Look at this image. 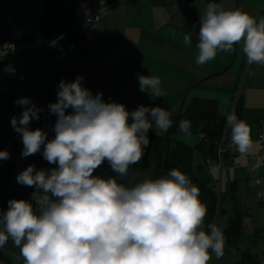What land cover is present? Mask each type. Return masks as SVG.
I'll list each match as a JSON object with an SVG mask.
<instances>
[{
    "label": "clouds",
    "instance_id": "clouds-1",
    "mask_svg": "<svg viewBox=\"0 0 264 264\" xmlns=\"http://www.w3.org/2000/svg\"><path fill=\"white\" fill-rule=\"evenodd\" d=\"M199 23L198 65L214 60L218 52H233L234 45H242L249 65H264V18L257 21L247 12L210 2ZM183 41L191 46V34ZM4 71L14 74L15 69ZM83 80L78 76L59 83L58 100L48 105L57 117L51 140L43 130L28 127L43 109L27 97L16 101L24 110L11 126L22 136V156L43 146V158L57 167L28 166L18 174L19 184L36 189L34 204L13 199L6 212L0 211V248L11 239L24 264H209L213 254L221 258L224 233L214 224L205 230L208 208L185 173L172 169L155 179H117L129 177L130 168L143 159L153 121L164 132L172 127L170 113L143 105L130 112L123 104L105 102L102 92L94 95ZM138 80L141 92L163 97L158 76ZM67 109L72 112L66 114ZM226 122L238 152L253 153L250 125L234 112ZM178 128L192 135L190 120L179 121ZM9 156L0 151V160ZM105 162L117 177L94 175ZM262 164L264 159H258L250 171Z\"/></svg>",
    "mask_w": 264,
    "mask_h": 264
},
{
    "label": "crops",
    "instance_id": "crops-1",
    "mask_svg": "<svg viewBox=\"0 0 264 264\" xmlns=\"http://www.w3.org/2000/svg\"><path fill=\"white\" fill-rule=\"evenodd\" d=\"M142 1L145 4H148L147 2L151 3V0ZM152 1L158 7L155 6L149 11L150 13L146 15L149 16L148 19L144 16L148 11H146L143 6H138L133 11L129 10L125 15V19L117 18L113 13L109 14L104 20L107 32L119 35L120 32L126 34V32L133 27L140 28L141 30L145 29V31H147L146 29L151 28L146 25H156L161 26V28L162 26H165L166 29H168V33L177 35V32H179L186 35V32L183 29L186 19L192 14H204L205 0H179L178 2L176 0H171L173 2V6L171 7L167 6L169 5V0H163V3L161 0ZM131 2L132 0H115L114 2L107 4L104 2V4L108 6L107 9L112 10L114 8L119 9L121 8L120 6H127L128 3ZM222 4H224V7L226 8V0L225 3L224 0H222ZM126 8L133 9L129 7ZM263 8V4L259 5L258 10L256 11ZM251 9L255 10L254 3L252 2L251 4L249 0H244V5L240 10L250 14ZM9 20L11 19H8V22ZM11 21H15V23L13 22L14 24L19 23V21L13 19ZM97 29L98 26L96 27V30ZM153 29L156 28L153 27ZM6 33L7 31L4 29L2 35H0V40H3L6 37ZM150 37L153 38L151 35ZM150 37L148 36V39L132 43L143 45L145 47L151 45L156 49L165 48L163 43L157 39L154 40L159 41V45H153ZM167 40L171 51L174 45L179 50V45L184 43L183 41L175 40L174 35H168ZM119 44L123 49L130 48L127 42H119ZM88 45H90L87 46L89 50L94 51L98 48V44L96 43ZM234 46L237 48L239 47V45ZM76 54L78 55V52ZM76 54L74 55L76 56ZM197 55L198 49L192 42V45L188 46V50L184 51V55L180 58H176V62H180V65L176 64L178 76L172 69V66L168 67L169 72L174 79H178L177 77H179L180 80L178 79L177 83L179 84V87L184 90L183 94H185L187 90L189 91L188 94L192 91L195 92V94H198V92H201L203 95L216 94L211 97L217 99L219 107H221V105L224 106L225 103L228 102V99H232L236 96L231 111L234 110L237 99L241 97L244 108L242 120L250 125L252 139L255 143L253 153L247 156H242L238 152L236 146L232 143L231 128L229 126V131L223 143V153L219 155L218 159L213 161H203V159L197 157L196 164L197 166H202V169L211 177L213 184H215V190L220 197V209L226 213L225 215L219 214L221 217H224L221 221H225L226 223L228 215L238 209L243 214V236L251 237L253 241L258 243L261 238V233H263L262 229H264V226H262V220L264 219V198H258L257 192L259 190L264 191V187H257L254 184V180L257 178L263 179L264 170L260 167L257 171L252 172L250 169L258 160L259 155L264 156V141L260 140V136L264 135V124L260 123L264 116V65L252 64L247 66L246 76L239 89L235 84V80L239 70L244 69V66L240 67L239 63L241 60L237 62L240 57H237L235 60L236 63L232 71L233 73L224 79H219V75L217 74L223 71L226 67H230L232 52H218L216 58L205 65H198L196 63ZM86 81L84 80L83 84H85ZM16 88H18L17 85H13L8 80L0 81V151H7L10 154L9 158L16 161V170L10 184L8 195L12 200H26L34 204L31 197L36 189L23 186L19 184L16 179L18 174L24 171L28 166H31L34 159L33 155L28 157L22 156V136L11 126V119L13 117L19 118L23 112L20 110V106L16 104L19 96V90ZM176 105L177 103L174 107H176ZM174 112L175 110H173L170 115H173ZM54 125V121L49 125L41 122H30L28 127L30 130L35 131L36 129L43 130L44 127L51 129ZM219 215L217 216V219ZM217 219L216 224L218 222ZM242 241L243 240L241 239L240 245H243ZM7 250L9 251V254ZM14 252L20 253V250L15 247L11 239H9L8 243L4 246V254H8V257L14 258ZM258 255L263 260L262 264H264V244L261 246Z\"/></svg>",
    "mask_w": 264,
    "mask_h": 264
},
{
    "label": "rangeland",
    "instance_id": "rangeland-1",
    "mask_svg": "<svg viewBox=\"0 0 264 264\" xmlns=\"http://www.w3.org/2000/svg\"><path fill=\"white\" fill-rule=\"evenodd\" d=\"M176 1L178 2L179 0ZM249 1L251 4L252 2L254 3L255 9H251L250 15L255 17L257 21H259V19L261 18H264V8L256 11L258 10L259 5H264V0ZM161 2L163 3V0H161ZM147 3L148 4H145L142 0H132V2L128 3L127 6H120L121 8L119 9L114 8L110 10L107 9L108 6L104 4V0H79L78 6L75 9V15L73 19V33L75 35H77L79 32L83 33L85 31L86 27L84 25H82L81 27L78 26L86 18L99 12L100 20L96 23L98 29L96 30L93 39L90 40L91 42H88L87 40L86 42L80 43L78 49L76 47L79 55H76V58L78 60L77 68L80 76L84 77L85 81L88 80L85 84H83V86L91 90L94 95L98 92H102L103 100L105 102H116L123 104L130 112L136 110L141 105L145 107L159 106L168 111L170 114L173 110H175L174 114L170 115V119L172 120L177 113L178 106L183 99L184 90L181 89L179 87V84L177 83L179 77H177L178 79H174L169 72L168 67L172 66V69L178 76V69L176 64L180 65V62H176V58L182 57L184 55V51L188 50V46L183 43L179 45L180 49L178 50L174 45L171 51V48H169L167 36L174 35L175 40L183 41V37L185 36V34L179 32H177V35L168 33V29H166L165 26H162L161 28V26L146 25L151 29H146L147 31H145V29L141 30L140 28L133 27L131 30H128L126 34L120 32V34L118 35L112 34L111 32L108 33L106 24L104 22L105 18L112 13L117 18L125 19L126 13L129 12V10L133 11L138 6H143L145 10L148 11L144 15L146 16L150 13L149 11L152 8L157 6L152 0L151 3ZM168 4V7L173 6V2L171 0L168 1ZM243 5L244 0H226L227 10H240ZM126 7L133 9H127ZM148 18L149 16H146V19ZM33 23H38L37 19ZM153 27L156 29H153ZM4 29L5 24L3 26H0V35H2ZM150 35L153 36V38H151ZM148 36L150 37V39H152L153 45H159L160 41L163 43L165 48L156 49L151 45H147L145 47L143 45L132 43L148 39ZM154 39H157L159 41ZM119 42H127L130 48H121ZM92 43L98 44L97 50L93 51L87 48V46H90L88 44ZM59 46H61L60 42L53 43L48 48H44V46H41L40 49L30 51L31 53L26 52V54H19L13 62L0 64V81L8 80L13 85H17L18 88L16 89L19 90L18 99L27 97L32 101L33 104L36 105L37 108L43 109V111L40 113V119H33L31 123L41 122L49 125L52 124L56 118L55 115L49 112L48 105L43 102L39 93L41 90H48L52 80L56 76L57 70L59 68L58 64L63 63L62 61L58 62L54 59V57H57V53L61 49ZM237 57H240L237 62L241 60L239 63L240 67L244 66V69L239 70L235 80V84L240 89L246 76L247 66H249L246 56L242 51V45H239L238 48L234 46V51L232 52V59L230 63L231 68L223 74H220L218 78L224 79L233 73L232 71L235 67V60L237 59ZM46 62H49L50 65L48 63L46 64ZM9 66L15 69L14 74L17 77L24 76L25 80H11L12 74L4 71V69ZM140 75L158 76L161 80V89L164 92L163 97L157 98L153 96L150 90L148 92H141L138 80V76ZM213 95H203L201 92L195 94V92L192 91L188 94L186 100H189L192 97H211ZM235 98L236 96H234V98L232 99H228V102L225 103L224 106H218L220 112L227 115V113L231 110L233 104L235 103ZM176 103L177 105L176 107H174ZM20 110H24L23 106H20ZM149 119L151 120V117H149ZM152 123L153 129L156 134L166 135V132L158 129L155 126L154 121ZM44 129L47 130L48 127H44ZM176 136L177 138H179V140L188 143L191 146L195 145L200 139L198 134H192L190 136L185 134H178L175 136L173 135L172 137ZM223 143L224 138L221 144ZM195 157L201 159L200 153L197 150H194V159ZM221 219H224V217H221V215H219L216 226L222 230L225 226V221L222 222ZM262 226H264V219L262 220ZM262 232L263 233H261V238L259 240L260 243L253 241L251 237L242 236L243 245H240L238 247H240V249L249 247V249L251 248L253 251L259 254L261 246H263L264 244V229H262ZM234 251L236 250L224 248L222 257L217 259L213 254L209 264H236V262L240 260L241 254L240 251ZM8 254L5 255V258L8 257ZM19 257L22 258L20 256V253L14 252L15 260L18 261ZM260 260L263 261L261 258Z\"/></svg>",
    "mask_w": 264,
    "mask_h": 264
},
{
    "label": "trees",
    "instance_id": "trees-1",
    "mask_svg": "<svg viewBox=\"0 0 264 264\" xmlns=\"http://www.w3.org/2000/svg\"><path fill=\"white\" fill-rule=\"evenodd\" d=\"M114 1L115 0H104L105 4ZM78 2L79 0H0V26L5 24V29L7 31L6 37L0 40L1 44L10 38V28L19 24H14L15 21L11 20L20 21L26 13L32 12L38 14L39 21L36 24H30L28 31H26L23 37L22 48L19 54H26V52L31 53L30 51L40 49L41 46L48 48L53 43L57 42L61 44V46H59L61 48L60 50L68 49L69 44L74 46L72 51L66 50L67 57L64 61L62 60L63 63L58 64L59 68L56 76L52 80L48 90H41L39 93L43 102L47 105L57 102L58 86L62 80L72 82L80 76L77 68L78 60L74 54L77 53L79 44L87 41V39L84 37L85 31L83 33L79 32L77 35L73 33V19ZM210 2L222 3V0H205L204 11L207 4ZM8 15L11 16L9 22L7 19ZM202 15L203 14L199 13L190 15L183 25L186 34H191L192 42L195 46L198 43L199 21ZM80 24L78 27L82 26ZM54 59L56 61V57H54ZM1 63L9 62L0 60V64ZM47 63L50 65L49 62H46V64ZM17 79H19V77ZM243 110L242 98L239 97L234 108V113L239 119L243 118ZM71 112L72 109L66 110V114H70ZM226 116L227 115L220 112L217 99L202 96L192 97L185 101L181 112L177 115L175 114L172 119L173 125L168 129L170 150L166 167V135L156 134L152 126L148 133L150 145L145 149L143 159L130 168L129 177H117V174L111 169L107 162L99 167L94 172V175L105 179L117 177L121 182L128 183L133 175L136 176L137 180L146 178L155 179L164 176L172 169H179L200 189L199 198L208 208V215L205 220V230H207L208 224L216 225V219L219 214L225 215L226 213L220 209V197L215 190V184H213L211 177L202 169V166H197L196 157L194 159V150L200 153L203 161L218 159L219 151L223 145L221 143L223 138L225 140L224 135L226 131H228ZM184 119H188L192 122V134H198L200 137L199 141L193 146L179 140L177 136L172 137L173 135L183 134L179 131L178 124L179 121ZM56 120L57 117L54 120V124ZM43 131L47 133L48 140L54 139L55 132L53 128L47 130L43 129ZM42 153L43 146L40 152L33 155L34 159L31 166H35L37 170H50L56 168L57 165L49 164L43 158ZM164 167L165 172L163 174ZM15 170L16 161L14 159L9 158L7 160H0V211L3 212L8 210V202L12 200L8 192ZM1 228L2 226H0V230ZM222 232L225 237L224 248L236 249L240 246L244 229L243 214L238 209L228 215ZM240 254L241 258L236 264H262L259 255L252 249H240ZM0 264H24V262L23 258H19L18 261L13 257L5 258L4 248L2 247L0 248Z\"/></svg>",
    "mask_w": 264,
    "mask_h": 264
},
{
    "label": "built area",
    "instance_id": "built-area-1",
    "mask_svg": "<svg viewBox=\"0 0 264 264\" xmlns=\"http://www.w3.org/2000/svg\"><path fill=\"white\" fill-rule=\"evenodd\" d=\"M89 18L91 19V22H89ZM99 12L91 15L90 17L86 18L81 22L80 25H84L86 27V30L84 32V37L90 41L93 39L95 31H96V23L99 21ZM8 19H11V16L8 15ZM37 19V22L39 21V16L37 13H26L23 18L19 21V24L16 26H12L10 28V38L5 41L4 43H0V60H4L7 62H13L16 58L17 55L19 54V51H21L22 48V40L23 37L28 31L30 24H32L35 20ZM9 45V46H5ZM74 48L73 45H69L68 49L60 50L57 53L56 61H62L66 59L67 53L66 50L72 51ZM18 77L15 74H12L11 79L16 80ZM24 76H20V80H24ZM261 124H264V116L261 119ZM260 140L264 141V135L260 136ZM223 148L220 149L219 155L223 153ZM258 159H264V156L259 155ZM261 168L264 170V164L261 165ZM254 184L262 188L264 187V178H257L254 180ZM257 197L258 198H264V191L259 190L257 192Z\"/></svg>",
    "mask_w": 264,
    "mask_h": 264
},
{
    "label": "water",
    "instance_id": "water-1",
    "mask_svg": "<svg viewBox=\"0 0 264 264\" xmlns=\"http://www.w3.org/2000/svg\"><path fill=\"white\" fill-rule=\"evenodd\" d=\"M229 68H230V67H227L225 70L219 72L217 75L223 74V73L226 72ZM201 82H202V81H201ZM188 92H189V91L187 90L186 93L184 94V97H183V99H182V101H181V103H180V105H179V107H178V111H177L176 115L179 114V113L181 112V110H182V108H183V106H184V103H185V101H186V97H187ZM168 136H169V131L166 132L167 148H166V153H165V167H166V163H167V159H168V154H169V150H170V141L168 140ZM165 167H164V170H163V174H164V172H165ZM235 250H236V251H239V250H240V247H237Z\"/></svg>",
    "mask_w": 264,
    "mask_h": 264
},
{
    "label": "bare ground",
    "instance_id": "bare-ground-1",
    "mask_svg": "<svg viewBox=\"0 0 264 264\" xmlns=\"http://www.w3.org/2000/svg\"><path fill=\"white\" fill-rule=\"evenodd\" d=\"M234 112V110L233 111H229L228 113H227V115L228 114H230V113H233ZM228 131H229V126H228ZM228 131H226V133H225V135H224V137L226 138V136H227V133H228ZM224 147V145H222V148Z\"/></svg>",
    "mask_w": 264,
    "mask_h": 264
}]
</instances>
